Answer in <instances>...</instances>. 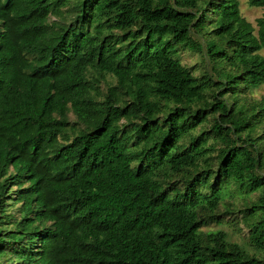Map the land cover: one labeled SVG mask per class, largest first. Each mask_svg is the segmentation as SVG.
<instances>
[{"label": "trees", "instance_id": "16d2710c", "mask_svg": "<svg viewBox=\"0 0 264 264\" xmlns=\"http://www.w3.org/2000/svg\"><path fill=\"white\" fill-rule=\"evenodd\" d=\"M239 4L0 0V264H264V18ZM236 213L244 242L204 230Z\"/></svg>", "mask_w": 264, "mask_h": 264}, {"label": "rangeland", "instance_id": "374dc122", "mask_svg": "<svg viewBox=\"0 0 264 264\" xmlns=\"http://www.w3.org/2000/svg\"><path fill=\"white\" fill-rule=\"evenodd\" d=\"M239 2V11L241 16L244 17L248 22L252 23L256 29V19L259 17L264 18V7L249 6L248 0H239ZM259 53L264 56V50H260ZM178 58L180 62L187 66L195 75H201L205 73V71L210 72L211 70V63H208L207 58L200 52L188 49L181 50L178 54ZM104 87V85L101 86L102 90L105 89ZM263 95L264 87L262 86L251 89L246 93V97L248 99H259ZM69 117L70 119L74 120V117L71 114L69 115ZM231 188L234 187L232 186ZM251 197L254 198L256 197V195L251 194ZM234 202L236 207L242 206V197L237 196L236 198H234ZM240 216V213H236V215H231L224 224H210L208 227L204 228V230L221 228L228 233L231 239H236L239 242H244L246 228L243 227L242 222L240 221Z\"/></svg>", "mask_w": 264, "mask_h": 264}]
</instances>
